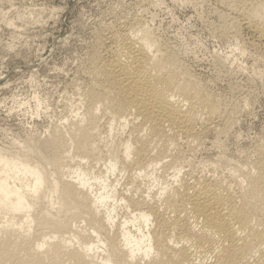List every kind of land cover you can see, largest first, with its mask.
<instances>
[{
    "label": "bare ground",
    "instance_id": "1",
    "mask_svg": "<svg viewBox=\"0 0 264 264\" xmlns=\"http://www.w3.org/2000/svg\"><path fill=\"white\" fill-rule=\"evenodd\" d=\"M234 8L223 32L245 25L264 47V0ZM160 37L142 20L112 31L47 157L0 148V264H264V142L256 160L190 179L176 167L169 183L231 113Z\"/></svg>",
    "mask_w": 264,
    "mask_h": 264
},
{
    "label": "rangeland",
    "instance_id": "2",
    "mask_svg": "<svg viewBox=\"0 0 264 264\" xmlns=\"http://www.w3.org/2000/svg\"><path fill=\"white\" fill-rule=\"evenodd\" d=\"M234 1L0 0V148L47 157L41 143L78 112L95 51L142 20L231 113L204 144L183 148L169 183L176 167L190 179L253 161L264 142V47L245 25L238 36L223 32L222 19L242 18ZM9 218L0 211V226Z\"/></svg>",
    "mask_w": 264,
    "mask_h": 264
}]
</instances>
